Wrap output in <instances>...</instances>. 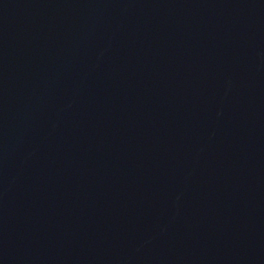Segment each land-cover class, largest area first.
<instances>
[{
	"label": "water",
	"instance_id": "water-1",
	"mask_svg": "<svg viewBox=\"0 0 264 264\" xmlns=\"http://www.w3.org/2000/svg\"><path fill=\"white\" fill-rule=\"evenodd\" d=\"M0 264H264V0H0Z\"/></svg>",
	"mask_w": 264,
	"mask_h": 264
}]
</instances>
